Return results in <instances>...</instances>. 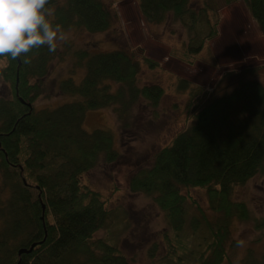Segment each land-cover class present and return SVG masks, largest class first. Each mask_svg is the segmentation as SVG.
Instances as JSON below:
<instances>
[{"label": "trees", "instance_id": "obj_1", "mask_svg": "<svg viewBox=\"0 0 264 264\" xmlns=\"http://www.w3.org/2000/svg\"><path fill=\"white\" fill-rule=\"evenodd\" d=\"M212 1L203 0L197 11L192 0H138L147 22L161 24L172 14L187 28L190 56L200 54L218 34L220 18ZM241 1L264 37V0ZM48 7L55 9L54 22L65 32H104L115 19L102 0H49ZM71 52L75 67H84L85 74L80 81L62 79L59 89L76 99L36 109L51 64ZM26 58L31 62L0 57V84L11 88L10 97L0 96V264H137L111 239L96 237L112 211L84 177L101 159L116 161L119 151L113 131H88L84 123L90 110L113 107L124 120L141 100L158 108L165 88L140 86V62L124 50H73L67 42L61 52L44 46ZM144 60L150 69L160 66ZM260 69L244 68L235 73L231 86L212 92L183 77L173 83L176 93L188 95L192 123L156 153L151 167L139 168L129 178L130 190L152 198L169 226L165 255L155 260L153 249L149 264H235L229 253L237 245L233 222L252 217L245 202L233 199L234 192L255 176L264 177V84L256 79ZM192 188L206 190L212 218L183 193ZM189 201L198 211L190 221ZM254 225L264 231V216ZM200 231L205 235L196 249L192 241ZM238 264H264V252L259 257L249 252Z\"/></svg>", "mask_w": 264, "mask_h": 264}, {"label": "rangeland", "instance_id": "obj_2", "mask_svg": "<svg viewBox=\"0 0 264 264\" xmlns=\"http://www.w3.org/2000/svg\"><path fill=\"white\" fill-rule=\"evenodd\" d=\"M102 1L115 14L112 27L100 33L82 29L66 31L68 39L58 46V51L61 52L67 42L73 44V50L127 51L140 62V86L159 84L165 88V96L158 108H152L141 100L124 120H119L113 107L90 110L84 123L88 131L97 128L113 131L119 151L116 161L108 163L101 159L84 177L87 184L103 194L108 209L112 211L107 227L97 232L96 237L111 239L137 264H149L153 249L155 260L165 255L164 235L169 226L163 211L152 198L130 190L129 178L139 168L151 167L156 153L192 123L186 110L188 95L176 93L173 83L178 76L209 92L216 88L218 91L231 86L236 72L261 66L256 79L264 84V37L243 1L225 4L223 0H214L212 2L217 3L214 14L220 18L218 34L200 54L190 56L186 51L190 40L188 30L172 14L163 23L152 24L145 20L138 0ZM203 4V0H192L197 11ZM214 14L209 13L211 17ZM145 58L158 62L160 66L150 69ZM84 74V67H75L73 52L64 60L56 58L49 75L42 80V94L35 108H56L75 100L76 97L63 94L59 84L69 76L80 81ZM0 96H11V88L5 83L0 84ZM183 193L195 200L212 218L205 189H184ZM233 199L245 202L252 217V220L235 219L233 222L232 240L237 245L230 248L229 253L238 264L249 252L257 257L264 252V231L257 230L254 225L255 219L264 216V177L257 175L246 185L237 187ZM187 209L190 221L198 211L190 201ZM190 233L188 222L186 234ZM204 235L205 232L200 231L196 240L193 239L192 245L196 249Z\"/></svg>", "mask_w": 264, "mask_h": 264}, {"label": "clouds", "instance_id": "obj_3", "mask_svg": "<svg viewBox=\"0 0 264 264\" xmlns=\"http://www.w3.org/2000/svg\"><path fill=\"white\" fill-rule=\"evenodd\" d=\"M49 0H0V57L23 58L47 46L55 52L68 39L63 27L55 23V9Z\"/></svg>", "mask_w": 264, "mask_h": 264}, {"label": "water", "instance_id": "obj_4", "mask_svg": "<svg viewBox=\"0 0 264 264\" xmlns=\"http://www.w3.org/2000/svg\"><path fill=\"white\" fill-rule=\"evenodd\" d=\"M22 252H26V250L24 249V250L21 251V253H22Z\"/></svg>", "mask_w": 264, "mask_h": 264}]
</instances>
